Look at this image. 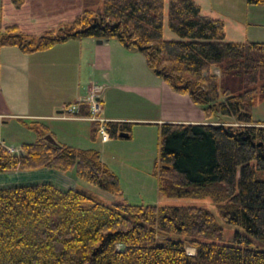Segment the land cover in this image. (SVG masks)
<instances>
[{
    "label": "trees",
    "instance_id": "1",
    "mask_svg": "<svg viewBox=\"0 0 264 264\" xmlns=\"http://www.w3.org/2000/svg\"><path fill=\"white\" fill-rule=\"evenodd\" d=\"M165 12L176 38L163 36ZM86 37L116 39L139 50L174 91L204 106L208 122L160 125L162 195L209 198L225 223L264 243V120L252 117L264 98V41L227 40L223 21L202 14L195 0H82L70 21L41 35L5 24L0 48L30 53ZM77 104L74 116L94 115L87 101ZM213 117H233L239 125L212 123ZM19 121L36 138L21 144V154L0 141V172L74 167L78 177L120 194L118 177L97 150L50 143L45 124ZM90 122L98 134L100 121ZM104 126L109 137L128 131L118 121ZM222 234L203 206L106 204L47 182L0 187V264H264V249L247 236L236 232L233 242L222 243Z\"/></svg>",
    "mask_w": 264,
    "mask_h": 264
},
{
    "label": "rangeland",
    "instance_id": "2",
    "mask_svg": "<svg viewBox=\"0 0 264 264\" xmlns=\"http://www.w3.org/2000/svg\"><path fill=\"white\" fill-rule=\"evenodd\" d=\"M8 1L18 6L16 2H11L12 0H0V28L8 20L5 6ZM196 2L200 5L202 14L223 21L228 39L244 41L252 38L264 41V5L249 4L247 0H196ZM30 7L21 11L25 12L24 15L36 14L37 23L25 27L24 31L41 35L47 28H57L70 21L82 9V0H56L54 3L52 0H43L39 8ZM39 13L43 15H37ZM47 13L49 14L46 15ZM242 26L244 29H240ZM163 36L176 38L167 26L166 12ZM105 40L93 49L92 56L97 64L92 68V78L97 80L96 86L101 91L100 94H103V99L106 98L107 114L118 118L124 116L133 118L129 121L117 120L126 123L129 136H112L102 141L99 133L94 135L90 121L67 118L44 119L40 122L47 126L46 134H51L56 142L80 149L97 150L101 161L118 177L120 194H112L78 177L74 167L62 171L42 167L0 172V187L47 182L58 188L83 191L106 204L127 201L134 204L203 206L215 215L217 222L222 226V243L233 242L234 235L238 232L247 236L252 246L264 249V243L249 236L243 228L225 223L209 198H170L162 195L158 177L160 125L163 122L202 120L205 118L204 106L193 102L187 94L174 91L160 76L148 68L145 57L139 50L126 48L116 39ZM93 41L95 43V40ZM103 71L108 72L107 77L103 75ZM212 71L218 73L215 68ZM94 105L91 106L92 111ZM73 112H66V115L74 117ZM57 114L53 112V115ZM96 114L97 112L94 113ZM252 117L264 120V98L252 108ZM90 120L97 119L90 118ZM222 121L226 125H239L233 117L210 119L212 123ZM35 138V133L25 125L15 122L0 125V141L3 140L5 145L12 146L15 153H19L22 143L32 142ZM172 237L184 239L179 235ZM186 249L188 253H194L193 248Z\"/></svg>",
    "mask_w": 264,
    "mask_h": 264
},
{
    "label": "crops",
    "instance_id": "3",
    "mask_svg": "<svg viewBox=\"0 0 264 264\" xmlns=\"http://www.w3.org/2000/svg\"><path fill=\"white\" fill-rule=\"evenodd\" d=\"M55 1L52 0L53 3ZM41 2L43 0H23L18 6L10 1L6 2L8 20L5 24L16 23L25 30V27L37 23L36 14L24 15L25 12L21 10L30 6V8H39ZM240 29H244V26ZM226 39L234 38L228 39L226 34ZM93 40L69 39L49 49L30 53L22 52L17 46L1 47L0 125L15 122L24 126L19 121L22 119L39 122L44 119L67 118L91 121V117L74 118L76 116L66 115L68 111H75L80 101H87L90 106L97 105L98 108L95 111L97 114L92 117L97 118L100 125H104L106 121L133 119L125 116L118 118L107 114L106 98L103 99V94H100L101 91L96 86L97 80L92 78V68L97 64L92 56L93 49L97 44H102L106 40L101 39V42H97L98 39ZM103 75L107 77L108 72L103 71ZM69 105L73 106L69 108ZM60 108L63 110H58ZM53 112L58 114L53 115ZM189 122L203 123L207 122V119L205 117L202 120ZM1 142L5 145L3 140ZM6 146L8 149L12 147Z\"/></svg>",
    "mask_w": 264,
    "mask_h": 264
},
{
    "label": "built area",
    "instance_id": "4",
    "mask_svg": "<svg viewBox=\"0 0 264 264\" xmlns=\"http://www.w3.org/2000/svg\"><path fill=\"white\" fill-rule=\"evenodd\" d=\"M95 107H94V109H93V114L95 113V111H97V105H94ZM91 119H97V118H95V117H91ZM98 120V119H97ZM98 133L100 134V137H101V140L102 141H106V140H108V138H109V136H108V133H107V130H106V128H105V126L104 125H100L99 126V128H98ZM10 151H12L13 152V149L11 148V149H9Z\"/></svg>",
    "mask_w": 264,
    "mask_h": 264
},
{
    "label": "water",
    "instance_id": "5",
    "mask_svg": "<svg viewBox=\"0 0 264 264\" xmlns=\"http://www.w3.org/2000/svg\"><path fill=\"white\" fill-rule=\"evenodd\" d=\"M97 42H101V40H98ZM118 135H119V137H128V136H129V134H128L127 131H120V132L118 133ZM44 139L47 140V141L50 142V143H53V144L57 143V142L55 141L54 137H53L51 134H46V135H44ZM19 153L21 154L22 151L19 150Z\"/></svg>",
    "mask_w": 264,
    "mask_h": 264
}]
</instances>
